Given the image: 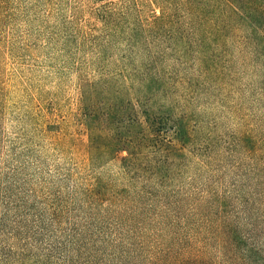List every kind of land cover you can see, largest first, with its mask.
I'll use <instances>...</instances> for the list:
<instances>
[{
    "label": "rangeland",
    "instance_id": "374dc122",
    "mask_svg": "<svg viewBox=\"0 0 264 264\" xmlns=\"http://www.w3.org/2000/svg\"><path fill=\"white\" fill-rule=\"evenodd\" d=\"M109 2L0 0V264H264V55L159 61L131 85L150 54L104 36ZM143 110L184 149L145 148ZM125 139L170 169L154 198L108 154Z\"/></svg>",
    "mask_w": 264,
    "mask_h": 264
},
{
    "label": "trees",
    "instance_id": "16d2710c",
    "mask_svg": "<svg viewBox=\"0 0 264 264\" xmlns=\"http://www.w3.org/2000/svg\"><path fill=\"white\" fill-rule=\"evenodd\" d=\"M95 15L103 24L104 36L109 42L124 40L128 51L134 53L142 47L150 54L147 70L143 72L138 68L129 73L131 85L138 81L150 83V77H157L159 74L152 67L159 61L193 57L199 59L201 66L209 72L206 74H214L212 71L218 70L215 60L220 57L228 58L235 53H242L250 59H258L264 55V0H110ZM142 113L143 121L137 118L133 121L143 131L141 137L145 148L160 149L165 144L184 149L188 138L185 129L179 126L170 129L169 141L163 138L166 124L156 121L149 111L143 110ZM87 117L91 150L95 153L96 145L101 139L97 135L101 116L98 109H88ZM103 118L106 129L111 130L112 117L103 115ZM132 144V140H121L107 146L108 154L127 152L128 157L122 159L124 171L131 179L141 172L146 180L145 184L141 183V193L154 198L147 188L164 187L171 178L170 169L167 173V170L163 171L158 165L151 166L157 159H149L150 155L140 158L144 159L143 165L140 164V148ZM98 196L100 197V193L97 198ZM192 250L193 248L186 250L187 259L193 257ZM18 264H25V260ZM168 264L173 262L169 261Z\"/></svg>",
    "mask_w": 264,
    "mask_h": 264
}]
</instances>
